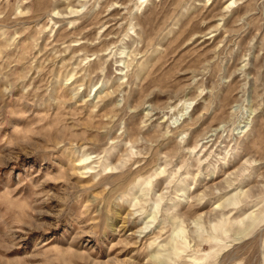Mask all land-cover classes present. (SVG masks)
<instances>
[{"label": "rangeland", "instance_id": "rangeland-1", "mask_svg": "<svg viewBox=\"0 0 264 264\" xmlns=\"http://www.w3.org/2000/svg\"><path fill=\"white\" fill-rule=\"evenodd\" d=\"M0 264H264V0H0Z\"/></svg>", "mask_w": 264, "mask_h": 264}]
</instances>
